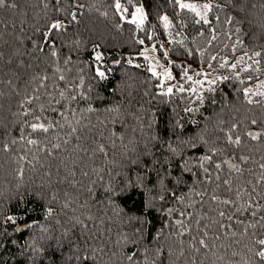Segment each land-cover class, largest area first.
<instances>
[{
  "label": "trees",
  "instance_id": "trees-1",
  "mask_svg": "<svg viewBox=\"0 0 264 264\" xmlns=\"http://www.w3.org/2000/svg\"><path fill=\"white\" fill-rule=\"evenodd\" d=\"M187 1L205 0H183ZM12 2L17 5L15 9L7 6L0 8V52L4 54L0 59V93H3L0 95V244L4 245L0 248V264H27L20 257L18 248L27 254L31 250L25 244L33 238L38 244L44 243L39 240V228L19 231L24 224L37 221L53 232L58 229L54 219L60 220L61 225L66 224L65 214L71 217L73 213L63 209L64 193L69 194L71 206L76 209L75 215L89 225L90 247L100 250L96 264H129L125 256L131 253L134 246L118 241H122L124 234L132 240H139L134 231L141 227L137 217L150 223L144 225V239L139 240L135 247L141 252L148 248L149 261L155 260L156 264H260L255 252L261 249L255 241L264 239V227L261 226L264 221L257 223L259 217L264 216V209L257 210V217L247 212L237 214L235 219L243 220L244 226L255 225L244 233L243 226L235 223V219L229 221L217 215L219 211L232 214L234 206L213 202L211 195H218L221 200H236L237 190L251 192V186L256 184V192L251 199L264 205V185L257 184L264 171L259 167L264 163V136L253 140L245 135L249 131L264 132V104H249L243 91L264 78V7L260 6L264 0H245L243 13L236 11L227 0H214L224 5V10L213 9L209 13L210 24L197 23L200 18L191 10L180 9L175 0H131V3L119 0L128 9L125 13L128 16L136 7L143 6L147 19L140 27L121 17L114 6L116 0H78L84 5L83 9L75 7L73 0H62L59 5L55 0H8L9 4ZM58 8H64L65 12L57 11ZM69 11L78 13V23L73 22L61 33L53 32L51 37L42 35L48 30L49 23L56 19H63L67 24ZM164 15L171 21L168 28L160 19ZM215 15L220 16L219 23ZM228 16L235 17L231 25L225 23ZM236 28L241 31L236 33ZM237 37L243 46L236 44ZM47 40H54L58 59L51 56V50L45 43ZM140 40L144 43L140 44ZM151 44L156 46L161 59L169 61L172 71L178 75L183 73L182 67L187 68V72H194L209 65V68L219 67L225 61L226 65L235 63L245 53L252 56L253 52L259 51L262 55L254 58L259 59V67L246 57L234 73L222 76L229 79L217 80L211 85L215 91L207 90V82L197 87L186 82L184 92L175 88L172 94L162 95L165 89L160 87L159 76L149 69L146 57L139 54L145 45ZM41 48L44 50L40 51ZM97 48L103 55L102 61L95 59ZM165 50L167 56L164 55ZM69 56L71 62L65 64ZM129 58L132 59L131 64L128 63ZM9 60L11 63H8ZM117 60L119 63H115ZM248 64H252V68L243 71ZM97 66L106 73V79L100 80L96 75ZM57 68L61 71L56 72ZM45 73L50 77L48 90L53 93L54 99L50 100L41 89L40 100L25 106L36 109L34 113L22 115L25 107H21L20 102L25 93H31L35 87L32 76ZM61 74L66 77L65 81L57 79ZM81 78L83 87L76 91L83 92L87 98L78 96L75 102L61 100L60 104H56L55 100L60 99V90H66L68 95L76 94L72 89ZM9 80L12 84L8 83ZM54 84H58L59 88L53 87ZM193 88L197 92H191ZM199 93L204 97L202 103L196 99ZM252 98L264 101V97ZM69 103L71 109L68 108ZM39 105L44 106V111L39 110ZM89 107L96 111L88 112ZM188 107L199 110L189 113L185 111ZM107 109L118 111L109 112ZM60 113H65L68 120L73 121L71 127L77 128L74 135ZM36 117L56 127L48 133L32 132L28 125L36 122ZM253 119L258 121L256 125L251 124ZM76 120L79 124L75 123ZM177 121L184 125L182 132L174 127ZM234 123L240 125L233 133V138L239 136L242 140L239 146L229 145L225 139V133ZM197 134L208 141L209 147L223 150L214 157L217 162L232 159L243 169L242 174L225 165L219 188L215 182L195 186L197 192L208 193L204 202L194 193L188 194L192 186L191 176L185 174L187 183L179 186L169 178L164 184L177 195H184V203L180 204L167 195L164 201L153 200L160 194L155 175L160 169L153 164V160L162 163L163 157L170 155L166 141H174L177 135L187 139ZM22 135L41 144L28 145L20 140ZM118 136H123V140ZM153 136L159 142L153 141ZM14 139L17 144L12 145V151L5 152L3 145L10 144ZM64 140L68 143L65 144ZM54 143H60L61 148L54 149L51 155L47 151H38L39 148H51ZM100 144L105 146L107 155L98 151ZM145 146L151 151V156L145 154ZM198 151L205 152L207 149ZM21 156L26 159L20 160ZM239 156L249 159L242 162ZM33 157H38V160ZM129 160L135 163H129ZM21 167L24 170L22 177L18 174ZM145 168L152 169L147 173L148 181L144 187L135 186L137 177L145 175ZM223 179L232 180L233 191H227ZM109 186L126 191L109 203L112 200L107 191ZM50 192L58 194L57 202L51 205L47 199ZM246 192L241 191L239 203L249 199ZM147 203L153 204V207L146 209ZM189 204L192 207H188ZM47 206L57 212V216L48 221L44 218ZM169 207L191 213L186 221L192 229L191 233L179 238L176 236L177 226L173 222L181 217L175 213L167 216L165 210ZM88 215L94 219L88 221ZM8 216H15L16 222H6ZM197 220H200L199 225ZM213 221L224 225L231 223V228H221ZM205 225H208L209 237L220 236V240L206 239L209 244L207 249L198 243ZM161 229L163 235L157 241L154 237ZM225 232L228 235H224ZM232 232L236 235L232 236ZM13 240L16 245L11 243ZM190 245H195L200 251H195ZM157 248L166 251L157 257L154 255Z\"/></svg>",
  "mask_w": 264,
  "mask_h": 264
},
{
  "label": "snow or ice",
  "instance_id": "snow-or-ice-1",
  "mask_svg": "<svg viewBox=\"0 0 264 264\" xmlns=\"http://www.w3.org/2000/svg\"><path fill=\"white\" fill-rule=\"evenodd\" d=\"M229 4L232 5L236 11L243 13L245 11V0H227ZM55 3L59 5L62 3V0H55ZM129 3H131V0H129ZM175 3L178 5L180 9H188L195 13L196 16H198L200 19L197 20V23H200L201 21L205 24H210L211 21L209 20V13L213 12V9H218L220 11L224 10V5L220 3L214 2V0H207V2L197 5L194 3H185L183 0H175ZM73 4L75 7L79 9H83L84 5L80 4L78 0H73ZM11 7L15 9L17 7L15 2L8 3V0H0V8L4 7ZM115 8L120 11L121 17H124V14L128 12L127 8H124L119 0H116ZM261 7H264V4L260 5ZM47 7V5H45ZM255 7V5H253ZM57 11L64 13V8H58ZM82 14V12L80 13ZM67 15L70 17L68 19L67 24L63 19H56L55 21L49 23L48 30L42 35L44 37H51L53 32L61 33L63 31L67 30L68 25L72 24L73 22H79L78 21V13L76 11H69ZM104 15H107V13H104ZM215 20L217 23L220 22V16L215 15ZM147 19V15L145 13V10L142 6L136 7L135 11L132 13V18L129 21V23L135 24L138 27L143 26L145 23V20ZM160 19L164 22V27L168 28L171 25V21L167 15H164L160 17ZM235 20V17L228 16L225 18V23L231 25L233 21ZM215 30L213 29V32ZM236 33H239L241 31L240 28L235 29ZM152 37H149L151 39ZM212 39L215 40L216 36L213 35ZM45 43L48 45L49 49L51 50V56L58 59V52L55 50V42L54 40H47ZM76 43H79L77 41ZM140 44H143L144 41L140 40ZM236 44H239L243 46V42L237 37ZM153 50H155L156 46H152ZM161 48H163V45H161ZM44 49L41 48L40 51H43ZM148 49H145L144 52L141 53V55H145L147 53ZM233 51H235V47L233 48ZM3 52H0V59L3 58ZM164 55L167 56V50L164 51ZM262 55L261 52L255 51L253 52L252 56H247V53L245 55L240 56L235 63H232L230 67L232 69H236L239 64H242L245 62V59L252 60L253 64H255L257 67H259L260 61L259 59H254L256 57H260ZM95 59L97 61L103 60L102 53L99 52L98 48L96 49V56ZM213 60L216 59V57H212ZM71 62V57L69 56L64 63L68 64ZM8 63H11V60L8 61ZM22 63V62H21ZM115 63H119V60L115 61ZM128 63H132V59H128ZM227 64V61L222 63L220 67H225ZM139 67V65H137ZM160 67H163V65H160ZM211 67V65H209ZM250 68H252V64H248L245 68H243V71H248ZM96 75L99 77L100 80L106 79V73L101 70L99 66L96 67ZM61 70L59 68L56 69V72H60ZM154 75H161L160 73L156 72V66L154 65L151 69ZM183 75L188 79L191 80L192 77L187 75V68L182 67ZM199 75V74H198ZM205 76V79L208 77V73H203ZM164 79L166 80H172L175 79V77L172 76L170 69H165L163 73ZM236 77L239 78V73L236 74ZM59 81H65L66 77L61 74L57 77ZM228 77H216L211 80H207V83L209 84V88L207 89L209 92L215 91L214 88L211 87V85L216 84L217 80H227ZM251 79V77H249ZM32 82L35 84V87L32 89L31 93H25L24 98L21 100V107H25L28 105H32L35 101L40 100L41 95V89H44V94L49 97L50 100L54 99V95L51 91L48 90V81L50 80L49 75L45 74H35L31 78ZM205 81H197L200 85H203ZM9 84H12V81H8ZM83 79L79 81V83L75 86V89H72V91H75L76 94L68 95L66 90H60L58 92V95L60 99L55 100L56 104H60L61 100L64 101H70L75 102L77 101L78 96L82 99H86L87 97L85 94L81 91H76V89H81L83 87ZM243 83V81H241ZM53 87L59 88L58 84H54ZM160 87L163 89L164 85L163 83L160 85ZM176 87L179 92H184L185 89L182 86H169L164 90L161 94L162 95H169L172 94L173 88ZM260 87H264V82H261ZM191 92H197V89L193 88L190 90ZM244 95L247 99V102L249 104H257L261 105L264 104V101L261 100H254L252 97L259 96L264 97V91H254L252 88H246L243 90ZM0 95H3V93H0ZM196 99L203 102V95L202 93L197 94ZM68 108L71 109V103L68 104ZM36 109L32 108H26L25 111L22 113V115L27 116L31 113H34ZM39 110L44 111V106L39 105ZM198 108L188 107L185 109L186 112H195L198 111ZM53 111H56V109H53ZM73 115L75 116V110L72 109ZM88 112H94L96 109L89 107L87 109ZM106 111L112 112V111H118V109H107ZM60 115L65 119V122L71 127L73 121L68 120L65 113H60ZM75 123L79 124V120H76ZM258 123L257 120L253 119L251 120L252 125H256ZM239 124H232L229 128L228 132L225 133V139L226 142L229 145H236L239 146L242 143V140L239 136H236L233 138L234 131L239 127ZM28 127L31 128L32 132H43L48 133L50 129H53L56 127L55 124L48 122L45 123L41 121L40 117H36V122L31 123L28 125ZM176 129H180L181 132L184 128V125L181 124L179 121L176 122L175 126ZM222 130V129H221ZM77 132L76 127H71V134L74 135ZM113 136H116V133H112ZM246 136L251 137L253 140H259L262 136H264V132H246ZM119 139L123 140V136H118ZM153 141H157V137L153 136L151 137ZM21 141H26L28 145H39L41 144L40 141L36 139H30L25 136L20 137ZM159 142V141H157ZM64 143L67 144L68 141L64 140ZM167 144V152L170 154L168 156L163 157V162L161 163L159 160H153V164L157 165L160 169V171H156L155 175L158 178V186L160 189V194L157 197H154L153 200H159L164 201L166 199V195L170 196L172 200L183 204L185 200L184 195H177L176 192L172 191L171 189H168L167 186L164 184V181L166 179H171L175 185L179 186L181 184H186L187 181L184 179L185 174L192 177V186L189 187V195L195 194L196 196L200 197V201L204 202V198L208 196V193L206 191H200L197 192L195 190V186L199 185H207L212 184L213 182L216 183V187L219 188L221 185V171L225 165H227L228 169L234 171L235 173L242 174L243 169L239 166L237 163H233L232 159L223 160L222 162H217L214 157H217L222 153V149L217 148L215 146L209 147L208 141L203 138V136L197 134L195 136L189 137L187 139H181L180 136H176V139L169 140L165 142ZM17 144V140H12L10 144H4L3 150L5 152L12 151V145ZM175 145V146H174ZM115 147V144L112 145ZM61 144L60 143H54L52 144L51 148H39L38 151H47L49 155H51L52 151L54 149H60ZM206 148L207 151L205 152H199V149ZM145 154L151 156L152 153L147 149V146H145ZM98 151L103 153L104 155H107V151L105 149V146L103 144H100L98 146ZM132 151H135L134 149ZM20 160H25L26 157H19ZM33 159H37L38 157H33ZM238 159L242 162H247L249 157L247 156H239ZM31 163V162H29ZM129 163H135V161L129 160ZM173 165H175V169L173 168ZM261 170H264V163H261L259 165ZM175 170V174L174 173ZM152 169L145 168V175L138 176L136 180V185L138 187H144L146 182L149 179V176L147 173L151 172ZM250 171V170H249ZM18 174L22 177L24 174V170L21 167L18 171ZM50 175V173H49ZM74 175V173H73ZM85 176L88 175L87 172L84 173ZM131 183V182H129ZM223 185L226 186L227 191L231 192L233 191V182L231 179H223L222 181ZM257 184L264 185V171H262V174L260 175ZM256 184H253L251 186L252 191L246 192V190H237L236 192V200L232 199H224L221 200L220 196L218 195H211V200L213 202H216L218 204H224V205H233L234 211L232 214H228L225 211H219L217 215L221 218L226 217L227 220L233 221L237 214H243L247 212L252 217H257V210L258 209H264V205H259L258 203L254 202L251 197L252 194L256 192ZM91 191V189H89ZM107 191L110 193L112 200L109 201V203H112L114 199L120 195L123 194L126 189L116 190L115 188L109 186ZM241 191H245L249 199L245 201L244 203H239V200L241 199ZM43 196V194H40ZM259 195V193H257ZM64 196L66 197L65 202L63 203V209H69L73 215L71 217L67 216L65 214V220L66 224L61 225L60 220L54 219L57 216L56 210L51 207L47 206L44 209L45 212V220L48 221L49 218H53L55 224L58 226V229L53 232L52 229L45 227L43 224H40L37 221H33L32 223L24 224L22 228L19 229V231L24 230H30L32 228H39L41 231V236L39 237L40 241H43L44 243L38 244L37 239L33 238L30 243H26L25 247L30 248V253H25L22 248H18L20 257L25 259L27 261V264H37V261H39V264H96L97 260V252L100 251L96 248L90 247V240L91 237L89 235V225L85 223L84 219H81L79 216L75 215L76 209L73 208L72 201L69 197L68 193H64ZM48 204L51 205L52 203L57 202L58 194L54 192H50L47 194ZM153 207V204L147 203L145 205L146 209H150ZM188 207H192L191 204L188 205ZM159 211V209H157ZM167 216L171 217L174 213L181 218L175 219L174 224L177 226V232L176 236L183 237L186 233H191L192 229L187 226L186 221L191 217V213H186L185 211H181L178 208L169 207L166 210ZM15 216H8L6 218V222L15 223L16 222ZM86 219L88 221H92L94 219L93 216L88 215L86 216ZM137 222L141 224L140 228L135 229V233L139 236V240L144 239V225L150 223L147 219H141L140 217H137ZM201 219H204L201 217ZM261 221H264V216H260L257 220V223H260ZM197 225H199L200 220L196 221ZM213 223H219L218 221H213ZM235 223L243 226V232L247 233L249 228L255 227L254 224H249L247 226H244V221L241 219H235ZM219 226L221 228H231V223L228 225H224L222 223H219ZM264 227V224L261 225ZM163 235V229L159 233L156 234L154 239L157 241L162 237ZM224 235H228L227 232L224 233ZM232 236H235L236 233L232 232ZM195 240L196 237H193ZM206 239H215L220 240V236L215 237H209L208 232V225H205L202 236L199 238L198 243L201 247L207 249L209 247V244L206 242ZM139 240H132L129 238L127 234H124L122 241H118V243H123L125 245L132 244L133 250L130 254H127L125 256V259L129 262V264H156L155 260L149 261V249L144 248L143 252H141L139 249L135 247L137 243H139ZM13 245H16L17 242L15 240L11 241ZM255 244L260 247L261 250L255 252V255L259 257L260 264H264V239H259L255 241ZM4 245L0 244V248H3ZM195 251H200V248H196L195 245H190ZM251 250V249H250ZM166 250L163 248H157L155 249L154 255L155 256H161ZM180 255H183V252L180 253ZM235 255V254H234ZM139 257V258H138ZM0 260H2V256H0ZM6 264V262H5Z\"/></svg>",
  "mask_w": 264,
  "mask_h": 264
},
{
  "label": "rangeland",
  "instance_id": "rangeland-1",
  "mask_svg": "<svg viewBox=\"0 0 264 264\" xmlns=\"http://www.w3.org/2000/svg\"><path fill=\"white\" fill-rule=\"evenodd\" d=\"M205 2H207V1L206 0L205 1H198V2L187 1L186 3H194V4H197V5H201V4L205 3ZM140 6H138V7H140ZM124 17L131 20L132 14L129 15V16L124 14ZM153 45L154 44L145 45L142 48V50H141V52L139 54L144 52L145 49H148V51L146 53V56L145 55L144 56L146 57V59L148 61L149 69L151 70L154 65L156 66V72L161 74V75H159V79H160L159 82H160V84L163 83L165 90H166L167 87L173 86V85L182 86L183 87V85L186 82L194 84V86L197 87V85H200L199 83H197V81H202L203 80V81L207 82V80H211V79H214L216 77H222L224 75H228L229 73H234L237 70V68H238V66H237L236 69H232L230 67L231 64L225 65V67H220L219 66V67H216V68H209V67L208 68H201L200 70H197V71H194V72H187V75L192 77L191 80H188L183 75V73H181L179 75L175 74L172 71V69H171V65H170L169 61H166L165 59H161V57L157 53L156 48H155V50H153V48H152ZM160 65H163V67H160ZM165 69H170L171 74H172L173 77H175V79H172V80L164 79L163 73H164ZM203 73H208L209 74L207 79H205V76L203 75ZM261 82H264V78L258 80L256 83H254V85L251 88L253 90H255V89H258V90L259 89H264V87H260ZM175 88L176 87H174L173 89H175Z\"/></svg>",
  "mask_w": 264,
  "mask_h": 264
}]
</instances>
